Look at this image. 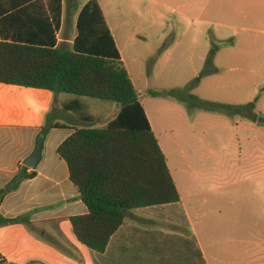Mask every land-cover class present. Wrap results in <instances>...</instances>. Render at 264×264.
Wrapping results in <instances>:
<instances>
[{"label": "crops", "instance_id": "0c3cea01", "mask_svg": "<svg viewBox=\"0 0 264 264\" xmlns=\"http://www.w3.org/2000/svg\"><path fill=\"white\" fill-rule=\"evenodd\" d=\"M89 1L62 0V17L57 31L62 47L72 48L78 34L79 13ZM96 1L140 100L142 95L151 99L174 98L153 96L151 91L185 90L168 85L167 72L165 68L161 70L160 63L169 58L178 60L180 66H198L199 63H184L182 58L183 52L198 50L195 44L199 42L196 36L200 33L204 53L199 59L204 64L215 44L214 67L219 68L221 61V66L236 71L245 67L264 68V0ZM204 1L207 18L203 20L202 30L190 27L169 38L165 29L158 28L170 4L176 6L180 16L193 20L199 14L198 5ZM220 8L222 16L216 15ZM141 45L153 46L152 53L146 58L149 63L143 75V93L124 56L125 51L136 50ZM75 99L66 93L0 83V188L35 151L46 116L51 113L54 122L62 125L44 135L42 156L34 168L37 176L22 182L1 205L0 211L5 217L27 216L28 221L0 227V264H264V236L260 233L248 235L236 230L245 226L237 220L199 219L193 215L196 209L191 200L189 204L182 203L183 190L172 171L173 161L164 150L181 200L131 211L126 223L112 236L105 252L82 244L73 231L71 218L87 214L88 207L70 179L66 161L58 153L59 145L74 132V127L85 124L76 113L64 108ZM81 101L91 118L97 119L95 126L98 127L104 126L120 110L118 105L102 100L94 102L81 98ZM252 223L255 227L262 226V212ZM229 228H233L230 229L232 234Z\"/></svg>", "mask_w": 264, "mask_h": 264}, {"label": "trees", "instance_id": "16d2710c", "mask_svg": "<svg viewBox=\"0 0 264 264\" xmlns=\"http://www.w3.org/2000/svg\"><path fill=\"white\" fill-rule=\"evenodd\" d=\"M61 17L62 0H0V83L76 97L64 108L76 113L85 124L74 127L59 145L58 153L88 207L87 214L71 218L73 231L82 244L102 253L131 211L176 203L181 196L98 2L91 0L80 11L72 48L58 43ZM215 46L200 78L212 72L207 66H213ZM183 91L150 94L176 97ZM81 98L112 102L120 110L98 127ZM210 106L215 110L251 112L255 102L240 107L222 103ZM54 121L49 113L42 130L62 127ZM36 176L35 169L21 165L0 188V208L22 182ZM26 221L27 216L7 218L0 211V227Z\"/></svg>", "mask_w": 264, "mask_h": 264}, {"label": "rangeland", "instance_id": "374dc122", "mask_svg": "<svg viewBox=\"0 0 264 264\" xmlns=\"http://www.w3.org/2000/svg\"><path fill=\"white\" fill-rule=\"evenodd\" d=\"M85 1L78 0L79 3ZM170 5L158 26L166 30L169 38L190 27L203 29V20L207 18L205 1L198 5L199 14L193 20L180 16L176 6ZM67 11L69 13L70 8ZM217 14L222 16L221 8ZM196 37L198 50L183 52L182 60L199 63L198 66H180L178 60L169 58L160 63L161 70L165 68L167 72L168 85L184 88L183 93L164 99L142 95L141 101L159 143L173 161L172 171L183 190L182 203L189 204L191 200L196 209L193 215L199 219L241 221L245 226L236 230L264 236V122H259L264 120V68L245 67L236 71L221 66L220 61L219 68L207 66L212 72L200 78L206 65L199 59L204 53L201 33ZM152 49L153 46L141 45L124 52L141 93L149 63L146 58ZM196 78H199L198 83L191 85ZM250 102H255L251 112L210 108L212 103L240 107ZM259 212H262L263 224L255 227L252 222L259 219ZM230 229L233 228L228 229L232 234Z\"/></svg>", "mask_w": 264, "mask_h": 264}, {"label": "water", "instance_id": "95a60500", "mask_svg": "<svg viewBox=\"0 0 264 264\" xmlns=\"http://www.w3.org/2000/svg\"><path fill=\"white\" fill-rule=\"evenodd\" d=\"M259 122L263 123L264 120L263 119H260ZM45 133H46V131H42V133L40 134V136L37 139V145H36L35 151L24 162V164L27 167H29V168L34 169L37 166V164L39 163L40 159H41V156H42V147H43V139H44Z\"/></svg>", "mask_w": 264, "mask_h": 264}]
</instances>
